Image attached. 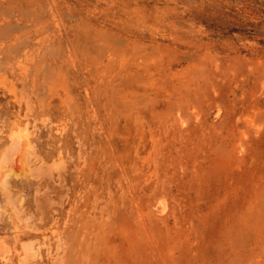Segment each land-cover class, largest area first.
Masks as SVG:
<instances>
[{"label":"rangeland","instance_id":"obj_1","mask_svg":"<svg viewBox=\"0 0 264 264\" xmlns=\"http://www.w3.org/2000/svg\"><path fill=\"white\" fill-rule=\"evenodd\" d=\"M0 264H264V0H0Z\"/></svg>","mask_w":264,"mask_h":264}]
</instances>
